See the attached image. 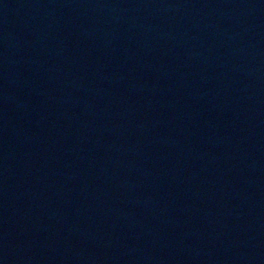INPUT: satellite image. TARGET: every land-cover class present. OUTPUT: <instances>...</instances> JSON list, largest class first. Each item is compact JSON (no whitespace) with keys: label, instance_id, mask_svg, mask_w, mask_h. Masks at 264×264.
Segmentation results:
<instances>
[{"label":"water","instance_id":"obj_1","mask_svg":"<svg viewBox=\"0 0 264 264\" xmlns=\"http://www.w3.org/2000/svg\"><path fill=\"white\" fill-rule=\"evenodd\" d=\"M0 264H264V0H0Z\"/></svg>","mask_w":264,"mask_h":264}]
</instances>
